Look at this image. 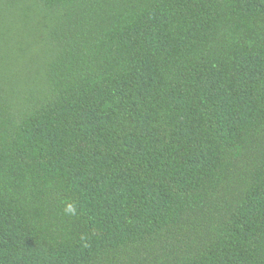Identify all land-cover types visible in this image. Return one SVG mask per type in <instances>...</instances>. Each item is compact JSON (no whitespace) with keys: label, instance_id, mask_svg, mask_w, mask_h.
I'll list each match as a JSON object with an SVG mask.
<instances>
[{"label":"trees","instance_id":"obj_1","mask_svg":"<svg viewBox=\"0 0 264 264\" xmlns=\"http://www.w3.org/2000/svg\"><path fill=\"white\" fill-rule=\"evenodd\" d=\"M0 264H264V0H0Z\"/></svg>","mask_w":264,"mask_h":264},{"label":"clouds","instance_id":"obj_2","mask_svg":"<svg viewBox=\"0 0 264 264\" xmlns=\"http://www.w3.org/2000/svg\"><path fill=\"white\" fill-rule=\"evenodd\" d=\"M64 211L67 213V214H70V215H75L76 214V207L73 203H68L64 209Z\"/></svg>","mask_w":264,"mask_h":264}]
</instances>
